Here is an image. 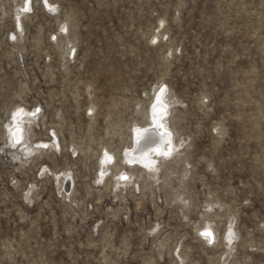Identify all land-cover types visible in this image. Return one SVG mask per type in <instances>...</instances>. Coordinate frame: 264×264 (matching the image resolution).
I'll list each match as a JSON object with an SVG mask.
<instances>
[{
    "label": "rangeland",
    "instance_id": "rangeland-1",
    "mask_svg": "<svg viewBox=\"0 0 264 264\" xmlns=\"http://www.w3.org/2000/svg\"><path fill=\"white\" fill-rule=\"evenodd\" d=\"M165 85L186 161L114 196L96 161ZM46 167L71 171L72 198ZM209 220L213 245L194 230ZM0 264H264V0H0Z\"/></svg>",
    "mask_w": 264,
    "mask_h": 264
},
{
    "label": "bare ground",
    "instance_id": "bare-ground-1",
    "mask_svg": "<svg viewBox=\"0 0 264 264\" xmlns=\"http://www.w3.org/2000/svg\"><path fill=\"white\" fill-rule=\"evenodd\" d=\"M25 5L27 7L24 8L23 11L29 9V3L26 2ZM15 22L18 28L21 29L22 20H20L19 17H16ZM170 96V92L168 91V87L166 85L162 86L161 89L154 93L152 102L157 103L156 105L160 107V114L158 113V115H155L151 112L149 120H146L142 123L136 122L133 125V128L128 133L129 140H127L122 146L123 148L125 147V150L127 149V152H122L123 154L121 153L122 156H120L119 154H117L118 151L116 149L115 150L117 151V153L114 152L110 147H106L104 153H106L107 155H105L108 156L110 159H105L104 157H101L96 161L97 169L95 172V182L98 185L100 184L102 188L108 190L115 188V190L117 191L116 193H114V196L122 197V193L126 189L131 193L134 188H138L143 191L144 188L148 186V190L149 186L152 185L151 178H155L154 180L160 178L162 183H167L169 180V174L171 173L170 170H172L171 167L180 160L186 161V157L183 154V147H181L182 143H180L179 140H175L173 138V132L171 131V128L169 127L166 121V115L170 110L169 104L166 102V100ZM162 102L164 103V105ZM89 104L90 105L86 109L89 113V116L92 117L95 111V104L93 101H90ZM36 110H30V113H24L21 117L23 119V122L28 124L30 121H34L36 116L38 115ZM92 119L94 120L95 118L93 117ZM114 125H116V131L112 133H116L118 136H120V133L118 132V127H120L121 124L119 122H116ZM8 132L10 140L14 141L13 144H16L17 148L23 145V142H27L26 136L28 131L25 130L23 124H21L20 122H13L8 127ZM159 137H162V140L157 141ZM124 140H126V138ZM77 147H75V149ZM41 148H46L47 150L49 148L59 150L61 147L56 138H50L49 140L41 141L39 143H28L25 148V151L31 153L32 151H39ZM136 149L138 151L135 152ZM80 151H83V148L80 149ZM46 171L47 173L49 172L51 176H56L59 187L63 189V195H67L68 197L72 198V191L68 190L71 179L73 180V175L71 171L63 169V172L61 174H58L52 168L49 167H46ZM188 171L189 168L184 163L179 182L182 183ZM148 178L150 180H148ZM175 192L177 191L175 190L174 193ZM179 195L180 194H178L177 197H180ZM190 201V197H184L180 202H182V204L188 205ZM231 218H233V215ZM228 229H232L231 221L228 224V228L224 229V234L222 237L226 239V245L231 243L229 237L225 236V233ZM194 230L198 233L199 236H202L204 241L209 245H213L218 242L216 228L211 220L205 222V224L202 226L196 225ZM236 236L237 233L235 231L233 233V237ZM177 248L178 247L176 246V249ZM228 253H230V251ZM177 255L180 261H183L186 257L185 254L182 252H178Z\"/></svg>",
    "mask_w": 264,
    "mask_h": 264
}]
</instances>
